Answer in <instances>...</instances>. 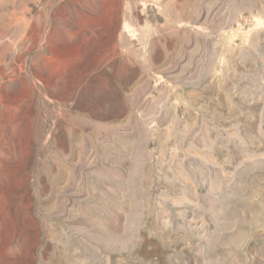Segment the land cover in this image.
Returning <instances> with one entry per match:
<instances>
[{
    "label": "rangeland",
    "instance_id": "obj_1",
    "mask_svg": "<svg viewBox=\"0 0 264 264\" xmlns=\"http://www.w3.org/2000/svg\"><path fill=\"white\" fill-rule=\"evenodd\" d=\"M0 264H264V0H0Z\"/></svg>",
    "mask_w": 264,
    "mask_h": 264
}]
</instances>
